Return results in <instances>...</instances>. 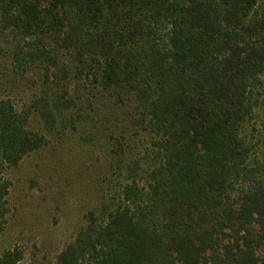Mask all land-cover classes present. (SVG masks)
Here are the masks:
<instances>
[{
	"label": "trees",
	"instance_id": "1",
	"mask_svg": "<svg viewBox=\"0 0 264 264\" xmlns=\"http://www.w3.org/2000/svg\"><path fill=\"white\" fill-rule=\"evenodd\" d=\"M0 50L38 76L0 97V236L4 171L85 126L115 170L57 264H264V0H0Z\"/></svg>",
	"mask_w": 264,
	"mask_h": 264
},
{
	"label": "rangeland",
	"instance_id": "2",
	"mask_svg": "<svg viewBox=\"0 0 264 264\" xmlns=\"http://www.w3.org/2000/svg\"><path fill=\"white\" fill-rule=\"evenodd\" d=\"M37 81L33 72L14 73L0 50V97L22 106L36 92ZM32 125L39 128V120ZM114 144V138L98 128L90 132L80 126L50 137L45 147L7 168L10 211L0 252L18 246L23 252L19 264H57L63 249L84 227L85 213L103 201L115 170Z\"/></svg>",
	"mask_w": 264,
	"mask_h": 264
}]
</instances>
